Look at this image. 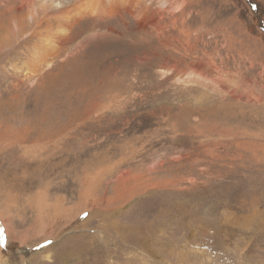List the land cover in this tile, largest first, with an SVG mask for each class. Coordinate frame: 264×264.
Returning a JSON list of instances; mask_svg holds the SVG:
<instances>
[{
    "label": "rangeland",
    "instance_id": "rangeland-1",
    "mask_svg": "<svg viewBox=\"0 0 264 264\" xmlns=\"http://www.w3.org/2000/svg\"><path fill=\"white\" fill-rule=\"evenodd\" d=\"M105 1L0 0V264H264V0Z\"/></svg>",
    "mask_w": 264,
    "mask_h": 264
},
{
    "label": "bare ground",
    "instance_id": "bare-ground-1",
    "mask_svg": "<svg viewBox=\"0 0 264 264\" xmlns=\"http://www.w3.org/2000/svg\"><path fill=\"white\" fill-rule=\"evenodd\" d=\"M102 1H105V0H102ZM184 1L182 0V3ZM91 2H92V0H91ZM105 2L106 3H104L103 5L99 4V5L92 7V8L88 7L86 5V7H88L91 11V13H90V11H86V13L89 12L90 14L95 15V16H96V14H98L99 17H112V16L118 15L119 17L121 16L122 18H123L122 14H127V15H130L131 17H133L135 22L139 26H148V25L155 26V23L157 22V19L152 14V9H150V8H148V6H146L144 0H125L124 2L123 1H120V2L117 1V3L110 2V0L109 1L106 0ZM171 10H178V9L172 8ZM191 78H192V76H191ZM193 78H194V76H193Z\"/></svg>",
    "mask_w": 264,
    "mask_h": 264
},
{
    "label": "snow or ice",
    "instance_id": "snow-or-ice-1",
    "mask_svg": "<svg viewBox=\"0 0 264 264\" xmlns=\"http://www.w3.org/2000/svg\"><path fill=\"white\" fill-rule=\"evenodd\" d=\"M87 215V213H85V216Z\"/></svg>",
    "mask_w": 264,
    "mask_h": 264
}]
</instances>
